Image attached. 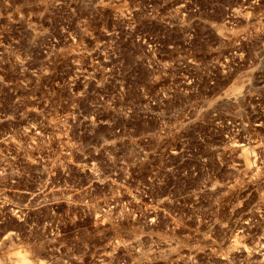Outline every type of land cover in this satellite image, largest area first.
Returning a JSON list of instances; mask_svg holds the SVG:
<instances>
[{"label": "rangeland", "instance_id": "obj_1", "mask_svg": "<svg viewBox=\"0 0 264 264\" xmlns=\"http://www.w3.org/2000/svg\"><path fill=\"white\" fill-rule=\"evenodd\" d=\"M264 264V0H0V264Z\"/></svg>", "mask_w": 264, "mask_h": 264}, {"label": "bare ground", "instance_id": "obj_2", "mask_svg": "<svg viewBox=\"0 0 264 264\" xmlns=\"http://www.w3.org/2000/svg\"><path fill=\"white\" fill-rule=\"evenodd\" d=\"M15 264H34V263H32L27 257V255L24 254L19 256L18 260L15 261Z\"/></svg>", "mask_w": 264, "mask_h": 264}]
</instances>
